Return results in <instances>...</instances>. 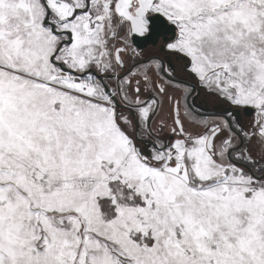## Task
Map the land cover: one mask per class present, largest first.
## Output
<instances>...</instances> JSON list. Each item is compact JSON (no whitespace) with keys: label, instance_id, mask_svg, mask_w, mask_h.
<instances>
[{"label":"snow or ice","instance_id":"snow-or-ice-1","mask_svg":"<svg viewBox=\"0 0 264 264\" xmlns=\"http://www.w3.org/2000/svg\"><path fill=\"white\" fill-rule=\"evenodd\" d=\"M0 264H264V0H0Z\"/></svg>","mask_w":264,"mask_h":264}]
</instances>
